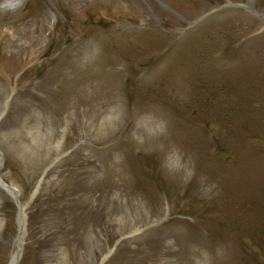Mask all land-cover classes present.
Wrapping results in <instances>:
<instances>
[{
    "label": "rangeland",
    "instance_id": "rangeland-1",
    "mask_svg": "<svg viewBox=\"0 0 264 264\" xmlns=\"http://www.w3.org/2000/svg\"><path fill=\"white\" fill-rule=\"evenodd\" d=\"M259 13L264 0H0L19 264H264ZM17 215L0 184V264Z\"/></svg>",
    "mask_w": 264,
    "mask_h": 264
},
{
    "label": "bare ground",
    "instance_id": "bare-ground-1",
    "mask_svg": "<svg viewBox=\"0 0 264 264\" xmlns=\"http://www.w3.org/2000/svg\"><path fill=\"white\" fill-rule=\"evenodd\" d=\"M8 102L5 103V107L3 112L0 115V119L3 117L6 108H7ZM1 188L12 198L16 196L15 192L8 186L4 187L1 185ZM38 190V186L36 188V191L34 192L32 198L36 194ZM26 205H19V211H18V216H17V226H18V235L16 238V251L11 255L9 264H19V260L21 257V249L24 243V239L26 236V214H25V209Z\"/></svg>",
    "mask_w": 264,
    "mask_h": 264
},
{
    "label": "water",
    "instance_id": "water-1",
    "mask_svg": "<svg viewBox=\"0 0 264 264\" xmlns=\"http://www.w3.org/2000/svg\"><path fill=\"white\" fill-rule=\"evenodd\" d=\"M247 3H248L249 5L252 4V0H247ZM235 6H236V7H243V6H241V5H235ZM260 15L264 17V14H260ZM1 184H2V186L7 187L6 184H4V183H2V182H1ZM11 189L16 193L15 189H13V188H11ZM14 200H15V203H16L17 207H19V201H18V199H17V194H16V198H15Z\"/></svg>",
    "mask_w": 264,
    "mask_h": 264
},
{
    "label": "trees",
    "instance_id": "trees-1",
    "mask_svg": "<svg viewBox=\"0 0 264 264\" xmlns=\"http://www.w3.org/2000/svg\"><path fill=\"white\" fill-rule=\"evenodd\" d=\"M13 208H14V207H13ZM13 208L10 209V212H11V213L14 212V209H13ZM20 264H22V262H21Z\"/></svg>",
    "mask_w": 264,
    "mask_h": 264
}]
</instances>
